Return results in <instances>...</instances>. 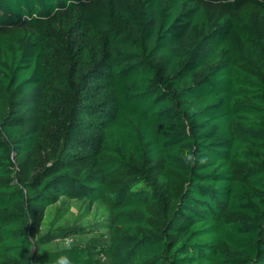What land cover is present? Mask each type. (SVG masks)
<instances>
[{
    "label": "trees",
    "instance_id": "trees-1",
    "mask_svg": "<svg viewBox=\"0 0 264 264\" xmlns=\"http://www.w3.org/2000/svg\"><path fill=\"white\" fill-rule=\"evenodd\" d=\"M64 251L264 264V0H0V264Z\"/></svg>",
    "mask_w": 264,
    "mask_h": 264
},
{
    "label": "clouds",
    "instance_id": "clouds-1",
    "mask_svg": "<svg viewBox=\"0 0 264 264\" xmlns=\"http://www.w3.org/2000/svg\"><path fill=\"white\" fill-rule=\"evenodd\" d=\"M187 159L191 160L192 159L191 155H189L187 157ZM59 239L63 240V247L65 249H68L70 247V245L72 243L70 237L65 236V237H61ZM100 261H101V264H111L110 258L106 255H101ZM50 264H75V260L67 251H64V252H61V253L55 255L51 259Z\"/></svg>",
    "mask_w": 264,
    "mask_h": 264
},
{
    "label": "rangeland",
    "instance_id": "rangeland-1",
    "mask_svg": "<svg viewBox=\"0 0 264 264\" xmlns=\"http://www.w3.org/2000/svg\"><path fill=\"white\" fill-rule=\"evenodd\" d=\"M73 211L75 212V209H73ZM60 247H63V244L59 245Z\"/></svg>",
    "mask_w": 264,
    "mask_h": 264
}]
</instances>
